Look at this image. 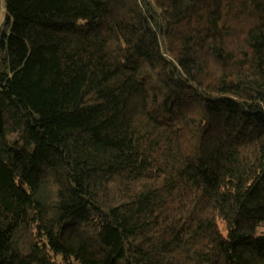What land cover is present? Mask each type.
<instances>
[{
  "label": "trees",
  "instance_id": "obj_1",
  "mask_svg": "<svg viewBox=\"0 0 264 264\" xmlns=\"http://www.w3.org/2000/svg\"><path fill=\"white\" fill-rule=\"evenodd\" d=\"M0 1V264H264V0Z\"/></svg>",
  "mask_w": 264,
  "mask_h": 264
},
{
  "label": "rangeland",
  "instance_id": "obj_2",
  "mask_svg": "<svg viewBox=\"0 0 264 264\" xmlns=\"http://www.w3.org/2000/svg\"><path fill=\"white\" fill-rule=\"evenodd\" d=\"M2 16H3V8H2V3L0 1V21L2 19Z\"/></svg>",
  "mask_w": 264,
  "mask_h": 264
}]
</instances>
